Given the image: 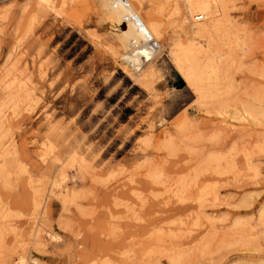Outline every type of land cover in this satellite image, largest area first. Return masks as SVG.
<instances>
[{"label": "rangeland", "instance_id": "1", "mask_svg": "<svg viewBox=\"0 0 264 264\" xmlns=\"http://www.w3.org/2000/svg\"><path fill=\"white\" fill-rule=\"evenodd\" d=\"M52 1L0 0V255L19 241L8 264H264V116L218 115L187 88L171 59L183 1L141 0L163 34L154 91L113 54L100 0ZM230 15L234 111L264 87V0Z\"/></svg>", "mask_w": 264, "mask_h": 264}, {"label": "bare ground", "instance_id": "2", "mask_svg": "<svg viewBox=\"0 0 264 264\" xmlns=\"http://www.w3.org/2000/svg\"><path fill=\"white\" fill-rule=\"evenodd\" d=\"M65 1L66 0H63L62 2L63 7ZM100 1L101 7L103 8L106 14V22L108 23L109 28L112 30V32H114L115 40L118 41V43L122 46L125 52V55L121 56V58L123 59L126 66L130 67L133 65L134 67V71H128L130 76L133 77L137 82H139L143 86V88L150 89L151 91L152 84L156 82V79H158L157 77L159 76H157L155 64H153V62H150L160 51V46L157 42L161 40L163 34L160 30L159 25L151 21L150 18H144L141 15V9H143L140 6L141 0H126L129 4L128 8L122 3H119L117 6H115L114 0ZM173 1L175 2V11L180 12L179 0ZM182 1L184 3L186 12L184 16H182V18L180 19V25L188 36V41L186 43H183L179 39L175 40L171 49V59L173 60L172 62L174 63L178 74L180 75L182 80L187 84V88L196 95L200 104L207 105V107L208 104H211V106L215 108L218 107L216 110L218 115L220 114L227 116L230 114L229 116L233 117L232 114H234L235 116L239 115L240 119H242L243 121L245 120L250 123L259 121L261 122L262 117L264 116V111L262 109V105H264V87H261L258 90H255L252 94H250V100L244 104H241L242 106L240 107V109L234 108V111L228 110V107L230 106L228 105L229 101L227 102L226 99L230 97V95H232L235 84L233 79L227 73L228 70L232 67V65L235 64L233 62L235 61V54H237L236 49H239V47L242 45V43L238 42H241V40L238 39L239 36L237 35L238 28L230 15L235 0ZM37 2V6H39V8L42 7V9L44 5L45 8L46 6L53 5L52 3H50L53 2L52 0H37ZM85 4H87V2ZM54 8L55 7L53 5V9ZM42 9H39V11H41ZM62 9L64 10L65 8ZM62 9H59V11H61ZM46 12H48V10ZM133 14L139 18L140 22L143 21L142 24L144 30H141L139 26L132 20ZM64 15L65 14L63 13V15L61 16ZM127 17L130 18V20L127 21V29L122 30L121 24ZM201 20L205 21L201 22ZM119 44H117L118 46L116 49H113V54L115 55L120 53ZM243 46L245 47L244 44ZM146 65L147 67L145 68ZM143 68L145 69L142 70ZM261 77L264 78V68L261 73ZM15 85L17 84L13 82L12 85L9 86L10 88H8L12 90L10 97H12L13 100H15L16 94H19L26 90L22 87L23 85L15 89ZM257 104L259 105V107ZM14 106H16V102L14 103ZM167 141L168 142H165V149H167L168 147L170 148L172 145L171 139ZM212 159L214 161V159L217 158H209V161ZM247 162L250 165L249 156ZM217 171L221 172L220 169ZM55 184L57 183L55 182ZM52 185L54 186V184ZM57 185L55 186L57 187ZM259 220L261 222L260 224L264 226V208L260 214ZM245 227L247 228V226ZM49 236L51 238H58L52 234H50ZM32 240H34V244L37 245L35 247L33 246L34 248L39 247V245H43L42 241L39 239L38 230L35 232ZM27 245L28 243L25 244L16 241V244H14V246L12 245L13 247L8 250L9 255H0V264H8L14 254L25 253L29 247H27ZM30 261L31 260L28 258L21 257L19 258L17 264H28ZM32 263L35 262L32 260Z\"/></svg>", "mask_w": 264, "mask_h": 264}, {"label": "water", "instance_id": "3", "mask_svg": "<svg viewBox=\"0 0 264 264\" xmlns=\"http://www.w3.org/2000/svg\"><path fill=\"white\" fill-rule=\"evenodd\" d=\"M119 3L124 4V6H126L127 8H128V6H129V4L127 3L126 0H114V5H115V6H117ZM129 20H130L129 17H127V18L124 19L123 23L121 24V29H122V30L127 29V21H129ZM132 20H133V21L139 26V28H140L141 30H144V27H143L142 22H140L139 18L136 17L134 14H133V16H132ZM111 31H112V30H111ZM112 33H114V32H112Z\"/></svg>", "mask_w": 264, "mask_h": 264}, {"label": "trees", "instance_id": "4", "mask_svg": "<svg viewBox=\"0 0 264 264\" xmlns=\"http://www.w3.org/2000/svg\"><path fill=\"white\" fill-rule=\"evenodd\" d=\"M132 114H133V111H132L131 109L127 108V109L125 110L124 119H125V118H128V117L131 116Z\"/></svg>", "mask_w": 264, "mask_h": 264}, {"label": "crops", "instance_id": "5", "mask_svg": "<svg viewBox=\"0 0 264 264\" xmlns=\"http://www.w3.org/2000/svg\"><path fill=\"white\" fill-rule=\"evenodd\" d=\"M116 43L119 44L118 41H116ZM120 51H122V53H125L121 45H120Z\"/></svg>", "mask_w": 264, "mask_h": 264}, {"label": "built area", "instance_id": "6", "mask_svg": "<svg viewBox=\"0 0 264 264\" xmlns=\"http://www.w3.org/2000/svg\"><path fill=\"white\" fill-rule=\"evenodd\" d=\"M19 260H16V262L14 264H17ZM28 264H35V263H32V260L28 263Z\"/></svg>", "mask_w": 264, "mask_h": 264}]
</instances>
